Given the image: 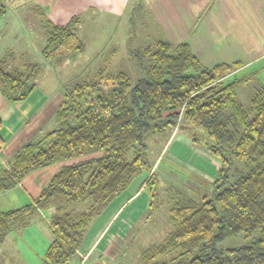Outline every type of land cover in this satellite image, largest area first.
<instances>
[{
  "label": "trees",
  "instance_id": "obj_1",
  "mask_svg": "<svg viewBox=\"0 0 264 264\" xmlns=\"http://www.w3.org/2000/svg\"><path fill=\"white\" fill-rule=\"evenodd\" d=\"M5 13L0 1V18ZM79 25V16L50 24L45 56L82 49ZM134 54L141 70L135 82L106 67L92 80L66 86L56 129L28 141L7 164L0 160V194L34 171L77 160L61 168L34 204L0 211V247L42 210L53 230L44 264H75L92 225L136 178L146 181L152 207L158 179L146 140L179 129L221 170L199 199L176 191L174 229L145 248L139 264H264V84L245 107L237 99L242 82L225 80L239 62L209 68L189 43L165 41ZM39 73L36 64L1 61V94L10 103L27 100ZM242 234L243 245L221 247Z\"/></svg>",
  "mask_w": 264,
  "mask_h": 264
},
{
  "label": "crops",
  "instance_id": "obj_2",
  "mask_svg": "<svg viewBox=\"0 0 264 264\" xmlns=\"http://www.w3.org/2000/svg\"><path fill=\"white\" fill-rule=\"evenodd\" d=\"M5 1L6 13L0 18V21L2 20L0 37H5L9 30L21 31L19 30L21 26L31 32L43 31L48 43L52 23L65 25L76 16H79L81 20L91 11L94 13L98 11L101 15L106 13L115 16L124 15L128 13V8L132 10L134 7L141 6L148 9L156 22L164 26L165 35L168 37L165 42L176 45L191 44L193 49H196L194 53L202 63L205 62L207 54L199 49L200 45L194 43V40L202 38L206 46L208 39H215L213 44L219 45L220 50L211 47L212 54L207 63L212 64H204L206 67L212 68L220 63L239 62L245 70L252 66L254 61H264V0H35L34 5H28V0ZM28 14L33 15L34 25L26 20ZM200 21H204L206 30L204 33L196 30V23ZM237 29L242 31L238 32ZM231 30H236L235 38L232 37ZM236 38L241 39L237 41ZM176 40L181 42L174 43ZM197 51L203 54L199 56ZM12 66L23 67L18 64V61L15 64L12 63ZM242 70L233 73L225 80L238 76ZM63 88L64 86L59 88L50 86L46 82L42 83L39 75L37 87L23 102L10 103L0 92V138L3 141L0 160L2 163L7 164L24 144L42 132H51L56 129L55 113L64 101ZM191 146L190 139L183 133L172 134L167 146L163 147L166 151L163 158L158 156L156 167L159 162L160 164L155 171L156 174L159 173V166L166 162L169 169L164 172L167 175L173 176L174 172H177V175L184 174L185 178H190V182L206 193L210 188L209 182L217 177L220 165ZM166 155H169L167 159ZM73 162L77 160L56 163L29 174L18 187L0 194V211L34 204L36 198L61 168ZM151 211L146 181L131 186L116 198L92 225L78 252L75 264H78L83 257H88L89 261L100 264L99 261L93 260L96 255L109 262L118 260L122 253H114L113 256L109 253V249L117 245L122 246L121 248L128 245L131 238H134L136 230L150 218ZM42 220H46L51 229L50 232L44 228ZM31 229L42 232L46 239L45 250H42L40 259L28 261L22 258V264H44L42 258L45 259V254L52 242L53 230L49 214L42 210L37 211L30 218L28 226L20 227L7 236L0 247V264H14L15 260L12 258L21 256L24 250L27 251L26 248L34 241V235H31L29 231ZM109 230L110 234L108 233L107 236L106 232ZM39 231L37 235L40 234Z\"/></svg>",
  "mask_w": 264,
  "mask_h": 264
},
{
  "label": "rangeland",
  "instance_id": "obj_3",
  "mask_svg": "<svg viewBox=\"0 0 264 264\" xmlns=\"http://www.w3.org/2000/svg\"><path fill=\"white\" fill-rule=\"evenodd\" d=\"M0 1L3 4L6 2L5 0ZM18 1L24 2L23 0ZM28 1V5H34L35 0ZM134 8L132 10L131 8H128L127 14L125 13L124 15L117 16L107 13L101 15L98 11L95 13L94 11L89 12L88 15H84L80 20L78 28V36L83 44L82 49L77 51H67L65 53H52L47 57L45 56V48L48 43L46 42L47 40L43 31L34 30L31 32L21 26V29H19L21 31L9 30V33L6 34L5 37H0V62L8 60L12 65V63L15 64L18 61L20 66H25L30 64V62H33V64L38 65L40 68L39 75L42 83L46 82L50 86H57L59 88L64 86L62 89L63 94L66 86L81 84L92 80L99 70L106 67L108 68V71L112 73L123 71L133 82H135L141 76V70L134 53L143 51L157 41H166L168 37L165 35V30L163 29L164 26L156 22L155 17L148 12V9L141 8V6ZM133 12L136 13L133 14ZM26 16V20L34 25L35 21L33 20V15L28 14ZM1 22L2 20L0 23ZM135 22L136 24H133ZM196 26L198 32L204 33L206 31L204 29V21L196 23ZM235 31L236 30H231L232 37L234 38ZM237 31L241 32L242 30L237 29ZM239 39L241 38H236L237 41ZM214 40L208 39L206 46H204V39L199 38L194 40V43L200 45L199 49L202 50V52H205L204 54H207L204 59L205 62L203 63L205 65L212 64L211 62L207 63V60L212 54L211 47L220 50L219 45L216 43L213 44ZM176 42L180 43L181 41H174V43ZM186 42L192 43L188 40H186ZM193 48L194 47H192V49ZM193 51H196V49H193ZM198 54L200 56V54L203 53L199 52ZM243 68L242 63H240L235 72L240 71ZM237 78L242 82L238 91L237 99L241 101L245 107H249L251 99L255 93L254 89L259 86V84H264V61H254L252 66L245 70L243 69L238 76L228 80V82ZM179 132V129H176L172 134L176 135V133L178 134ZM172 134L169 137L158 136L146 140L148 144L149 159L151 164L154 165V171L160 164L159 162L156 167L155 163L158 162V156L163 158L164 153H166L163 147L167 146ZM168 156L169 155H166V159ZM213 160L220 165L221 170V164L217 160ZM159 167V173H157L158 183L156 186V196L153 199L150 218L142 223L140 228L136 230L134 238H131L128 245H125L124 242H122V244L125 245L123 246L124 248H121L122 246L118 247L117 245V247L109 249V253L113 256L116 253H122L121 256L118 257V260L109 262L96 255L93 259L94 261H99L100 264H139L142 251L151 245L162 243L167 235L174 229L170 222V207L175 201L174 197L176 191L196 199H199L206 194L203 192L202 188H198L197 185L190 182V178H185L184 174L177 175V172H172L173 176L167 175V173L164 172V170L169 169L166 162H163ZM245 169L246 168L242 169V172H246L247 170L245 171ZM216 178L211 182L208 181L210 183L209 190ZM142 181L143 176L138 177L131 186H136ZM42 225L46 230L49 232L51 231L46 220H42ZM29 231L31 232V235H34V241H32V244L34 245H29L31 247L29 248L28 246L26 248L27 251L24 250L21 256L19 255L18 257L12 258V260H15L13 262L14 264H22L23 259L28 261L40 259L41 254H43L42 250H45L44 242L46 239L42 232L38 229H31ZM38 231L41 235H37ZM108 233L110 234V230L106 232L107 236ZM245 236V234H242L238 237L228 239L221 245V247L226 249L243 245L246 242ZM39 237L40 239H38ZM37 239L39 241H37ZM119 244L121 245L120 241ZM109 246H111L110 243ZM125 247L127 248L125 249ZM42 259L44 260V258ZM87 263L95 264L89 261L88 257Z\"/></svg>",
  "mask_w": 264,
  "mask_h": 264
},
{
  "label": "built area",
  "instance_id": "obj_4",
  "mask_svg": "<svg viewBox=\"0 0 264 264\" xmlns=\"http://www.w3.org/2000/svg\"><path fill=\"white\" fill-rule=\"evenodd\" d=\"M78 264H88L87 263V257H83Z\"/></svg>",
  "mask_w": 264,
  "mask_h": 264
}]
</instances>
